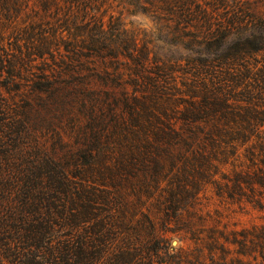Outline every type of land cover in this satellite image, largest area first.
Instances as JSON below:
<instances>
[{
    "label": "trees",
    "instance_id": "obj_1",
    "mask_svg": "<svg viewBox=\"0 0 264 264\" xmlns=\"http://www.w3.org/2000/svg\"><path fill=\"white\" fill-rule=\"evenodd\" d=\"M21 1L0 0V19ZM63 1L76 6L64 29L94 43L62 56V81L42 70L37 86L84 124L61 157L0 160V264H221L226 243L240 264H264V224L228 229L201 205L211 189L264 208V0H132L154 22L142 38L113 15L104 30L103 0ZM10 24L8 91L25 55L54 53L5 45ZM2 94L0 131H12ZM167 233L192 248L170 251Z\"/></svg>",
    "mask_w": 264,
    "mask_h": 264
},
{
    "label": "rangeland",
    "instance_id": "obj_2",
    "mask_svg": "<svg viewBox=\"0 0 264 264\" xmlns=\"http://www.w3.org/2000/svg\"><path fill=\"white\" fill-rule=\"evenodd\" d=\"M245 1L252 2L254 0ZM129 2L133 1L103 0L101 2L100 10H107V16L104 18V30H109L108 16L113 15L121 27L134 30L138 33L137 37L142 38L144 34L154 29V22L148 15L135 11L134 3L130 4ZM75 7V4L72 6L63 0L49 3L39 0H22L19 9L17 8L18 11L12 10L13 18L2 15V20L0 19L2 22L8 21L9 23L11 21L10 27L5 29L6 36L9 35L8 39H4L5 45L9 41L13 46L20 47L23 53L27 49L44 48L54 52L53 56H50V53L43 57L29 56L33 59L30 61L25 55L23 63L25 64V60H27V67L31 64L32 68L27 71V67H20L22 68L20 75L16 76L13 83L8 85L9 91L5 85H2L3 76L6 73L3 72L4 75L0 76L2 96L8 100L14 113L13 122H11L13 130L0 131L2 139L0 160L24 161L27 158H32L36 150H41V152L38 151V153L40 152L39 157L42 153L47 152V154L54 153L57 158L63 156L70 147L74 150L77 145L76 132L84 124L83 121H79V113L68 112L64 108L65 106L63 107L62 95L55 96L52 95L53 93L40 91L37 86V80L41 76L42 70H46L47 74L54 70L56 81H62L64 68L62 56L71 49H78L94 43L89 44V36L86 33L73 28L67 30L62 26L65 19L71 20L75 15L73 12ZM68 8L73 9L72 12H67ZM259 9L261 13H264V4ZM225 10L227 9L222 10L224 14ZM229 10L231 11V8ZM14 26L15 28H13ZM19 64L17 62V67ZM58 71L62 72H60L61 76L57 75ZM42 83L43 80L40 81V84ZM58 134L61 135L60 140L57 138ZM15 137H18L16 141ZM20 153H24V156L22 157ZM262 202L264 204V199ZM201 205L214 221H218L220 226H225L228 229L264 224V208L255 207L249 202L226 203L215 196L211 189L202 196ZM172 240H176V244L173 246ZM166 244L170 251L189 249L193 246V242L183 233H167ZM225 246L228 253L222 255L225 257L223 259L225 261H222L221 264H240L235 245L226 243Z\"/></svg>",
    "mask_w": 264,
    "mask_h": 264
},
{
    "label": "water",
    "instance_id": "obj_3",
    "mask_svg": "<svg viewBox=\"0 0 264 264\" xmlns=\"http://www.w3.org/2000/svg\"><path fill=\"white\" fill-rule=\"evenodd\" d=\"M172 246L176 244V240H172L171 242Z\"/></svg>",
    "mask_w": 264,
    "mask_h": 264
}]
</instances>
